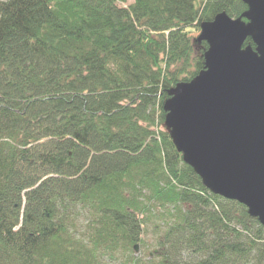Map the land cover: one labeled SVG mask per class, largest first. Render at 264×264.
Segmentation results:
<instances>
[{
  "label": "trees",
  "instance_id": "16d2710c",
  "mask_svg": "<svg viewBox=\"0 0 264 264\" xmlns=\"http://www.w3.org/2000/svg\"><path fill=\"white\" fill-rule=\"evenodd\" d=\"M247 11L0 1V264H264V225L203 185L165 125L169 91L205 67L202 24Z\"/></svg>",
  "mask_w": 264,
  "mask_h": 264
},
{
  "label": "water",
  "instance_id": "95a60500",
  "mask_svg": "<svg viewBox=\"0 0 264 264\" xmlns=\"http://www.w3.org/2000/svg\"><path fill=\"white\" fill-rule=\"evenodd\" d=\"M244 1L247 21L221 13L202 24L205 67L169 91L164 109L177 150L203 185L264 225V0Z\"/></svg>",
  "mask_w": 264,
  "mask_h": 264
},
{
  "label": "rangeland",
  "instance_id": "374dc122",
  "mask_svg": "<svg viewBox=\"0 0 264 264\" xmlns=\"http://www.w3.org/2000/svg\"><path fill=\"white\" fill-rule=\"evenodd\" d=\"M0 1H7V0H0ZM128 2H130V0H128ZM194 37L195 36H197L198 35V32H195V33H193L192 34ZM169 98H171V96L169 97ZM166 125V124H165ZM167 126V125H166ZM168 127V126H167ZM152 249H153V245H151V244H149L148 246H147V248H144V247H137V250L133 253V255L135 256V257H138V258H140V259H143V261H146L147 260V258H146V256H147V254H148V250L149 251H152ZM118 258H119V261L117 262V261H115L113 264H121V262H122V260H123V257H122V255L120 254V253H118Z\"/></svg>",
  "mask_w": 264,
  "mask_h": 264
}]
</instances>
